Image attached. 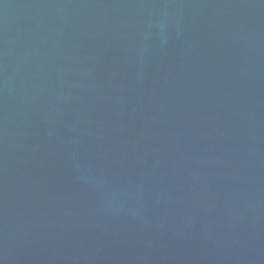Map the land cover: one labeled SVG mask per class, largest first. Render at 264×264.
Instances as JSON below:
<instances>
[{"label": "water", "instance_id": "1", "mask_svg": "<svg viewBox=\"0 0 264 264\" xmlns=\"http://www.w3.org/2000/svg\"><path fill=\"white\" fill-rule=\"evenodd\" d=\"M0 264H264V0H0Z\"/></svg>", "mask_w": 264, "mask_h": 264}]
</instances>
